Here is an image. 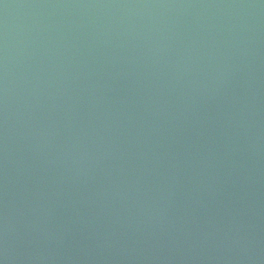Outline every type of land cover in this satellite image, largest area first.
<instances>
[{"label": "water", "instance_id": "1", "mask_svg": "<svg viewBox=\"0 0 264 264\" xmlns=\"http://www.w3.org/2000/svg\"><path fill=\"white\" fill-rule=\"evenodd\" d=\"M0 264H264V0H0Z\"/></svg>", "mask_w": 264, "mask_h": 264}]
</instances>
